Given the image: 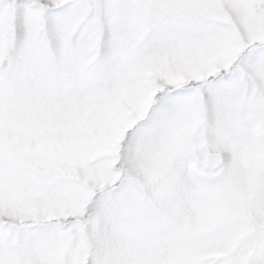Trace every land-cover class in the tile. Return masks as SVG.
Segmentation results:
<instances>
[{"label": "snow or ice", "instance_id": "obj_1", "mask_svg": "<svg viewBox=\"0 0 264 264\" xmlns=\"http://www.w3.org/2000/svg\"><path fill=\"white\" fill-rule=\"evenodd\" d=\"M0 264H264V0H0Z\"/></svg>", "mask_w": 264, "mask_h": 264}]
</instances>
